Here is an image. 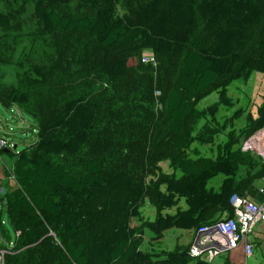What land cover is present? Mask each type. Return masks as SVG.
<instances>
[{"label": "trees", "instance_id": "1", "mask_svg": "<svg viewBox=\"0 0 264 264\" xmlns=\"http://www.w3.org/2000/svg\"><path fill=\"white\" fill-rule=\"evenodd\" d=\"M121 1L0 0V67L27 69L24 87L0 79V104L38 119L34 143L7 148L16 187L0 201L16 243L6 264H214L189 254L192 241L172 250L158 244L169 229L196 233L233 216V194L264 204V183L256 185L264 161L241 149L235 129L214 158L188 154L199 138L190 134L194 119H205V144L222 132L218 104L200 110L198 103L216 92L231 108L233 81L255 70L264 77V0H123L120 14ZM25 26L33 42H48L47 62L14 59ZM145 50L156 67L141 61ZM55 70L95 74L102 85L31 108L32 90ZM242 115L238 109L232 118ZM246 120L263 128L264 112L250 110ZM165 161L170 173L161 170ZM146 204L154 219L143 217ZM135 219L158 248L142 247Z\"/></svg>", "mask_w": 264, "mask_h": 264}, {"label": "rangeland", "instance_id": "2", "mask_svg": "<svg viewBox=\"0 0 264 264\" xmlns=\"http://www.w3.org/2000/svg\"><path fill=\"white\" fill-rule=\"evenodd\" d=\"M122 1L118 5V11L120 14L125 12ZM28 35L29 30L27 29V26H25V28H23L17 34L18 39L15 44L12 42V45L14 44V59L22 60L24 63L29 60H34L37 62L40 59L47 62L48 56L45 55V53H47L49 50L45 45L48 44V42H33L31 36ZM253 45L254 43L249 49L250 52L256 51ZM25 69L26 66L23 69L19 65L15 64L1 66L0 79L6 84L24 87L22 77L24 72L23 70ZM101 85L102 81L100 80V77L95 74L82 75L78 73L75 74V76H65L60 71L55 70L49 76V79L46 83L39 85L32 90V103L30 107L35 110H39L40 107H43V105L51 104L55 101L59 102L70 96L90 95L100 88ZM156 90H158V88L154 90V94ZM228 94L232 97L234 103L231 108H226L218 103V95L216 92H211L198 103L197 107L200 110H206L208 106L218 104V111L214 116L218 125L222 127V132H220L215 137L214 143L205 144L201 141L206 137L204 131L202 130L205 119L203 117L194 119L190 134L193 137H199L200 139H196L188 148V154L192 158H197L199 156L214 158L216 156L217 145L224 143L226 141V133L233 129L236 130L237 134L240 135L241 133L238 142L240 143V146L245 142V140L255 136L258 131L262 129L260 128L254 130V127L247 123L246 117L250 110L252 113H254V115H256L257 110L264 112L263 75L256 70L251 71L244 79L233 81L228 88ZM160 107L161 106H158V108ZM238 109L243 110V115L239 118H232ZM12 110H15V112ZM19 110H21L23 113H20V116L23 115L26 123V127L24 128L26 129L25 134L21 135V137H19L17 140L18 150H21L25 146L31 145L35 142L38 128V119L34 115L25 112V110L21 108L12 107L10 109H6L0 104V126L2 124L10 123L11 125L18 127L17 124L19 123L17 118L20 112ZM208 120H210V118ZM247 130H253V132L248 137L246 136ZM251 154L259 161H264V158L261 155L255 152H251ZM68 165L74 170L81 168L80 165L74 160H69ZM159 165L163 172H171L168 161L161 162ZM242 173L245 174V171ZM222 179L223 175H218L212 185L218 186L222 182ZM1 210L2 220L4 223L2 224L0 221V245L12 248L16 243V233L9 222L5 201H3L0 207V211ZM143 217L145 219H154L155 209L146 204L145 208L143 209ZM140 223L141 220L136 219L133 222L134 226L136 227H141L142 225ZM191 232V230H183L178 228L169 229L165 232V235L158 244V247L172 250L177 244H188L192 237ZM138 233V236L142 239V247L144 249L151 250L153 246L157 247L156 243H150V233L147 229H145V227H141V230Z\"/></svg>", "mask_w": 264, "mask_h": 264}, {"label": "built area", "instance_id": "3", "mask_svg": "<svg viewBox=\"0 0 264 264\" xmlns=\"http://www.w3.org/2000/svg\"><path fill=\"white\" fill-rule=\"evenodd\" d=\"M141 61L157 66V58L150 50L142 53ZM160 91H155L159 96ZM19 117L20 112H19ZM20 127L25 128V121L18 119ZM15 126L10 123L2 124L0 130V155L5 148L12 147L10 139L7 137L13 133ZM258 135V136H257ZM243 151L255 152L264 158V127L258 133L245 140L241 145ZM13 179V176H11ZM5 193V189L0 187V197ZM234 207V215L222 218L210 225L200 227L189 246V254L212 261L215 257L237 250L248 235L252 232L255 225L264 220V204L252 199H245L237 194L231 197ZM2 203L0 201V207ZM3 224L4 221L1 220ZM14 247L0 245V264H6V256L13 252Z\"/></svg>", "mask_w": 264, "mask_h": 264}, {"label": "crops", "instance_id": "4", "mask_svg": "<svg viewBox=\"0 0 264 264\" xmlns=\"http://www.w3.org/2000/svg\"><path fill=\"white\" fill-rule=\"evenodd\" d=\"M12 111L15 112V110ZM18 119L25 121L23 116H18L17 121ZM17 125L18 127H15L14 132L9 134L7 137L10 139L11 143L15 144L18 150L17 140L21 137V135L25 134L26 129L20 127L19 124ZM1 135L2 132L0 130V136ZM13 164L14 158L11 153L7 150V148L3 149V154L1 153L0 155V187L4 188L5 191L16 187L15 181L10 178V175H8L9 170L13 167ZM263 183L264 178L256 181V185L259 188H262ZM191 236L190 242L195 237L194 231L191 232ZM212 262L214 264H264V220L255 225L246 241H243L237 250L230 253H223L215 257Z\"/></svg>", "mask_w": 264, "mask_h": 264}, {"label": "water", "instance_id": "5", "mask_svg": "<svg viewBox=\"0 0 264 264\" xmlns=\"http://www.w3.org/2000/svg\"><path fill=\"white\" fill-rule=\"evenodd\" d=\"M13 148L16 149V146L14 145Z\"/></svg>", "mask_w": 264, "mask_h": 264}]
</instances>
